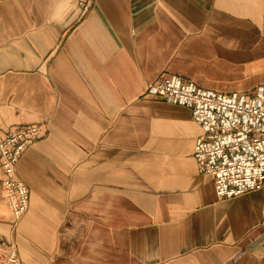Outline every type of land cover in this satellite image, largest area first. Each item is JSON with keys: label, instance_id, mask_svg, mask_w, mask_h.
Segmentation results:
<instances>
[{"label": "crops", "instance_id": "0c3cea01", "mask_svg": "<svg viewBox=\"0 0 264 264\" xmlns=\"http://www.w3.org/2000/svg\"><path fill=\"white\" fill-rule=\"evenodd\" d=\"M222 93L264 84V0L0 1V137L41 122L0 168V264H264V187L220 197L193 156L188 107L145 94L159 75Z\"/></svg>", "mask_w": 264, "mask_h": 264}, {"label": "built area", "instance_id": "2783aa9c", "mask_svg": "<svg viewBox=\"0 0 264 264\" xmlns=\"http://www.w3.org/2000/svg\"><path fill=\"white\" fill-rule=\"evenodd\" d=\"M76 1L83 12L89 11L94 2ZM145 94L190 109L192 118L202 128L193 148L197 169L212 175L220 197H234L264 187V84L248 93H222L202 88L182 75H159L147 85ZM44 131L41 122L14 125L0 137L1 184L16 219L27 211L30 194L16 167ZM4 264H20L14 246Z\"/></svg>", "mask_w": 264, "mask_h": 264}]
</instances>
